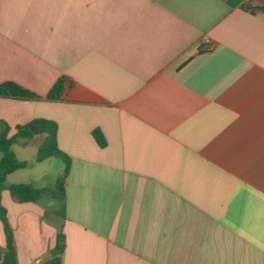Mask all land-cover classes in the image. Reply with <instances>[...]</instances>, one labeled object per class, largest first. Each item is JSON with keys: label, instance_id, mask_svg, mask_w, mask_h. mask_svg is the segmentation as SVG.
<instances>
[{"label": "crops", "instance_id": "1", "mask_svg": "<svg viewBox=\"0 0 264 264\" xmlns=\"http://www.w3.org/2000/svg\"><path fill=\"white\" fill-rule=\"evenodd\" d=\"M5 81L42 97H0V132L56 122L70 160L61 210L1 193L17 264L57 233L61 264H264V0H0ZM45 138H17L7 187L54 186Z\"/></svg>", "mask_w": 264, "mask_h": 264}, {"label": "trees", "instance_id": "2", "mask_svg": "<svg viewBox=\"0 0 264 264\" xmlns=\"http://www.w3.org/2000/svg\"><path fill=\"white\" fill-rule=\"evenodd\" d=\"M64 78H59L51 89L44 95L46 99L55 100L61 97L64 88ZM0 97L15 98V99H39L42 96L32 92L25 87L13 82L5 81L0 83ZM39 127L38 131H30L29 126L17 127V133L9 135V127L4 126L0 132V152L2 158L0 159V195L4 190H8L11 196L18 202H35L43 194L49 193L52 197L64 198V183L69 173L70 160L66 154H64L57 145V124L56 122L38 119L32 123ZM38 132L46 133V138L40 145L36 160L38 162L43 161L52 156L61 157L64 162V169L57 180L55 189L50 188H36L31 184H13L10 186L5 185L6 176L16 170L23 169L28 166V162L20 161L17 159L15 153L11 147L16 142L17 138H30ZM96 140L101 147L105 146V140L103 135L99 131L94 133ZM0 221L3 224L6 244L3 251H0V264H17L16 251L14 247L13 230L11 229L7 221V211L0 204ZM65 246V239L62 233H57L55 247L53 249L52 257L44 264H61V257Z\"/></svg>", "mask_w": 264, "mask_h": 264}, {"label": "rangeland", "instance_id": "3", "mask_svg": "<svg viewBox=\"0 0 264 264\" xmlns=\"http://www.w3.org/2000/svg\"><path fill=\"white\" fill-rule=\"evenodd\" d=\"M63 164V160H62V158L61 157H58V156H54L53 158H52V163H51V166H50V171H51V173L54 175V174H56L57 173V170L59 169V167L61 166ZM61 176V175H60ZM59 176V177H60ZM59 179V178H58ZM57 179V180H58ZM56 183H57V181H56ZM56 183L54 184V186L52 187V188H50V189H52V190H54L55 189V186H56ZM55 199H54V208L56 209V210H61V208H62V205H61V202H60V197H54ZM59 212V211H58Z\"/></svg>", "mask_w": 264, "mask_h": 264}]
</instances>
